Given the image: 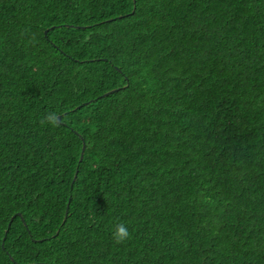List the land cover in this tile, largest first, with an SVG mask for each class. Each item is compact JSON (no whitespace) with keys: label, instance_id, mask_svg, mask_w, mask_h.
I'll return each instance as SVG.
<instances>
[{"label":"trees","instance_id":"16d2710c","mask_svg":"<svg viewBox=\"0 0 264 264\" xmlns=\"http://www.w3.org/2000/svg\"><path fill=\"white\" fill-rule=\"evenodd\" d=\"M0 264H264V0H0Z\"/></svg>","mask_w":264,"mask_h":264},{"label":"clouds","instance_id":"9594fccd","mask_svg":"<svg viewBox=\"0 0 264 264\" xmlns=\"http://www.w3.org/2000/svg\"><path fill=\"white\" fill-rule=\"evenodd\" d=\"M48 123L53 126H58V119L55 113H48L41 121V124ZM130 234L128 228L124 224H117L113 237L117 243H121L129 238Z\"/></svg>","mask_w":264,"mask_h":264},{"label":"water","instance_id":"95a60500","mask_svg":"<svg viewBox=\"0 0 264 264\" xmlns=\"http://www.w3.org/2000/svg\"><path fill=\"white\" fill-rule=\"evenodd\" d=\"M47 32H48V30H45V34H47ZM118 89H113V90H111V91H109V92H107V93H105L104 94V96L105 95H108V94H110V93H112V92H114V91H117ZM58 119H60V116L58 117ZM84 150L85 149H83V151H82V155H81V160L83 159V156H84ZM77 174H78V172H76V174H75V177H74V180L76 179V177H77ZM68 210H69V204H68V206H67V210H66V216H65V219H64V221L66 220V218H67V215H68ZM18 215H20L21 216V213H19ZM13 218L14 217H12L11 218V220H10V224H11V222H12V220H13ZM9 224V225H10ZM59 232V231H58Z\"/></svg>","mask_w":264,"mask_h":264},{"label":"bare ground","instance_id":"6f19581e","mask_svg":"<svg viewBox=\"0 0 264 264\" xmlns=\"http://www.w3.org/2000/svg\"><path fill=\"white\" fill-rule=\"evenodd\" d=\"M113 90V89H112ZM111 91V90H110ZM109 92V91H108ZM107 93V92H106ZM113 93V92H112ZM111 94V93H110ZM109 95V94H108ZM107 96V95H105ZM59 121V120H58ZM86 145H85V141H84V145H83V149H85ZM22 215V214H21Z\"/></svg>","mask_w":264,"mask_h":264}]
</instances>
